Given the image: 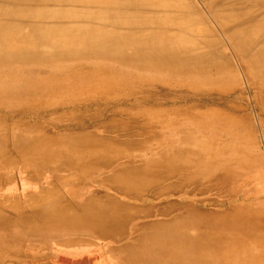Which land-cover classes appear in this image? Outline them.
<instances>
[{
  "label": "rangeland",
  "instance_id": "obj_1",
  "mask_svg": "<svg viewBox=\"0 0 264 264\" xmlns=\"http://www.w3.org/2000/svg\"><path fill=\"white\" fill-rule=\"evenodd\" d=\"M176 1L198 8L184 15L205 83L146 58L72 60L66 50L15 63L44 25L62 30L40 44L75 35L80 9L0 0V264H128L151 244L176 254L254 211L264 218V75L247 65L264 52V9L221 8L222 29L199 0ZM223 234L241 242L236 252L264 256Z\"/></svg>",
  "mask_w": 264,
  "mask_h": 264
},
{
  "label": "bare ground",
  "instance_id": "obj_2",
  "mask_svg": "<svg viewBox=\"0 0 264 264\" xmlns=\"http://www.w3.org/2000/svg\"><path fill=\"white\" fill-rule=\"evenodd\" d=\"M7 1H26L54 8L64 7L74 11L80 9L81 14L80 18L77 15L72 17L79 21L76 25L81 28L75 29V35L69 32L61 40L59 47H55L51 42L39 43V38L43 33L47 35L42 38L45 40L48 36L53 37L62 30L61 27L44 25L48 29L42 31L43 33L35 34L34 42L28 45L25 54L18 57L15 63L39 62L51 57V53L61 55L69 50L72 60L82 53L88 58L119 61L123 65L140 63L144 58L151 63L157 60L166 65L165 71H168L175 79L186 77L190 82H206L199 72H194L192 69L195 62L200 66L202 63L198 57L201 53L194 51L197 46V42L193 38L194 27L184 15V11L187 9L193 8L198 11V8L191 3L187 5L176 0ZM244 1L255 3L258 0H215V2L199 0L203 10L212 11V18L218 22V26L222 29L224 26L222 25L221 8L231 9L236 3L240 4ZM259 1L258 9H264V0ZM55 17L40 15L35 19L53 20ZM229 42L236 55L243 60L244 48L238 40L234 36H230ZM0 55L3 53L0 52ZM5 59L6 55L0 56V62ZM247 65L249 68L252 67L255 72L264 75V52H257L251 60L247 59ZM100 217L106 224L108 221H113L107 214H101ZM263 221V216L254 211L249 222L243 221L239 225L238 221H232L223 225L222 229L219 227L220 231L215 243H200L191 249L187 246H178V249H175L177 250L176 254L171 255L161 252L169 248V245L151 244L144 247L140 258H131L132 261H128H131V264H264V256L248 254L244 246L241 252H236L234 249L240 246L241 242L232 236L223 234L227 232L232 235L234 232H239L264 249ZM131 248V246L124 247V249L133 251ZM194 248H203L205 251L199 260H195Z\"/></svg>",
  "mask_w": 264,
  "mask_h": 264
}]
</instances>
